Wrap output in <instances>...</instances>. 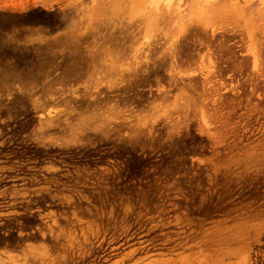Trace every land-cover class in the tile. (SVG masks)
<instances>
[{"label":"rangeland","instance_id":"obj_1","mask_svg":"<svg viewBox=\"0 0 264 264\" xmlns=\"http://www.w3.org/2000/svg\"><path fill=\"white\" fill-rule=\"evenodd\" d=\"M0 264H264V0H0Z\"/></svg>","mask_w":264,"mask_h":264}]
</instances>
